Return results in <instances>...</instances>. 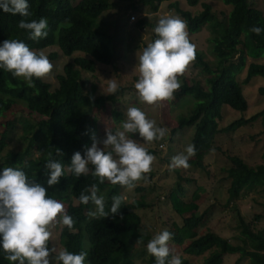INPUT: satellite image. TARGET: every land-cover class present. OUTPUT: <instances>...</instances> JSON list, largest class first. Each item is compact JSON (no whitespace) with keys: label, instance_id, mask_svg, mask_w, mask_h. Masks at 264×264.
Instances as JSON below:
<instances>
[{"label":"trees","instance_id":"1","mask_svg":"<svg viewBox=\"0 0 264 264\" xmlns=\"http://www.w3.org/2000/svg\"><path fill=\"white\" fill-rule=\"evenodd\" d=\"M190 7L199 3L202 10L192 13L183 10L178 0H141L143 5H149L153 11L163 2H168L170 8L180 15L187 24L189 34L198 32L202 26L208 24L213 37L212 52L216 59L212 67L203 53L195 49V59L192 66L206 73V85L197 80H188L180 87L182 94L194 98L193 105L188 112L177 119L178 129L194 126L195 131L192 144L195 146V156L198 160L212 149L218 133H229L242 125L260 118L264 122V107L249 118L243 116L231 121L223 128H219L223 105L244 113L247 102L242 92V84L237 79L245 65L246 56L259 58L264 56V14L256 8L250 7L248 0H220L230 7L229 12L217 15L212 6L202 0H185ZM29 17L10 14L0 9V45L6 39L20 40L33 51L56 46L60 53L71 56L75 52L82 53L75 56L73 61L63 66V72L58 75V86L50 90V84L43 79L33 78L34 87H29L26 81L14 77L10 72L0 68V112L14 108L15 100L26 103L28 110L38 111L45 116L47 135L44 140L34 146V139L29 133L33 125L29 120L23 121L24 138L27 146L23 149L3 151L9 140L12 125L0 132V173L3 168L11 167L22 170L30 181L40 183L48 189V196L66 204V212L72 216L74 227L71 231L64 227L59 232L63 248L71 253H87L85 264H133L136 257L145 259L147 253L144 245L149 239L143 233L142 218L136 209L146 206L143 199L123 202L120 215L108 218H94L89 215L91 202L80 203L81 192L96 185L99 194L105 191V210L110 213L112 197L119 195L120 185H113L107 180L100 183L91 171L87 176L76 177L71 169V157L77 151L83 155L86 147L92 141L94 133L93 118L97 110H103L105 103L114 102L123 92L118 88L115 94L92 99L84 91L82 71L93 73L97 63L113 64V52L100 37L95 28L96 18L110 6L109 0H80L73 4L71 0H27ZM46 18L48 27L46 38L33 40L27 30L20 29L18 22L25 19L28 22ZM140 26L143 21L138 22ZM262 29L259 35L250 31L253 27ZM191 42V41H190ZM192 43V42H191ZM50 56L57 57V53ZM114 65V64H113ZM115 66V65H114ZM255 76L264 80V64L250 62L246 69L243 83ZM96 80V79H95ZM94 80V81H95ZM22 81L23 83H21ZM96 83V81H95ZM264 97V84L258 89ZM56 149L63 154H57ZM149 154L154 150L146 148ZM60 162L64 169L60 183L52 187L47 185V171L45 165L48 160ZM264 161V150L262 152ZM231 166L226 169L229 178L227 188L228 202L245 196L249 191L260 188L264 192V163L250 166L242 158L230 157ZM90 170L94 167L90 164ZM142 190V187H137ZM184 188L177 182L170 191L168 199L173 210L182 218V223L172 222L168 231L172 233L169 241L183 247V251L191 256H201L211 252L204 258L203 264H222L223 255L245 249L250 264H264V230L259 229L257 222L264 219V213L256 214L253 219L246 221L241 215L238 217L237 228L240 230L242 245L232 244L228 238L220 236L204 226L208 210L198 212L197 203L184 201ZM76 200L77 204H72ZM87 242V247L84 245ZM139 241V242H138ZM141 249H136V244ZM2 244V237H0ZM213 249L217 251L213 252ZM168 259H171V254ZM146 264H156L154 256L147 253ZM182 264H192L189 258H182ZM239 261L237 260L236 263ZM0 264H13L5 259V253L0 247Z\"/></svg>","mask_w":264,"mask_h":264},{"label":"rangeland","instance_id":"2","mask_svg":"<svg viewBox=\"0 0 264 264\" xmlns=\"http://www.w3.org/2000/svg\"><path fill=\"white\" fill-rule=\"evenodd\" d=\"M73 4L80 0H71ZM183 10H190L197 13L202 10L200 3L190 7L185 0H178ZM110 6L104 10L95 20V28L100 32L101 39L108 44L113 52V64L104 65L97 63L96 70L91 72L82 71L84 91L90 97H106L108 79L114 78L118 88L123 92L116 97L114 102H106L103 110H97L93 118L94 134L100 140L106 136V129L113 132L121 128L122 122L126 120V110L129 107H138L146 113L147 118L156 121V126L166 129V135L161 140L146 143L140 139L138 134H128L145 148L154 150L151 154L155 157L152 170L146 174V179L137 182L136 187L131 191L120 188L119 195L127 196L125 203L133 200L143 199L147 204L136 209V213L142 218L143 233L149 235L144 245L147 252V243L158 233L169 229L172 222L181 224L182 218L177 214L168 199V195L177 182L184 188L183 197L186 202H195L198 205V212L209 211L205 218V227L217 232L220 236L228 238L232 244L242 245L240 230L237 228L238 217L241 215L246 221L253 219L256 214L264 213V192L260 188L249 191L245 196L228 202L227 188L229 178L226 169L231 166L230 157L242 158L248 165L256 166L264 163L262 152L264 150V122L260 118L251 123L242 125L229 133H218L215 137L212 149L206 152L198 160L197 156L189 159L187 169L177 168L169 170L172 157L184 152L187 145L192 144L195 131L194 126L178 129L177 119L180 115L188 112L194 103L191 95L182 94L180 88L174 92L171 100L158 102L155 105L142 103L138 97L134 84L139 78L137 64V52L155 39H158L154 32L159 19L166 17H178L174 8L168 6V2L161 3L157 10L153 11L149 5H143L141 0H109ZM212 6L213 12L220 15L221 12H229L230 7L224 5L220 0H202ZM250 7L259 9L264 14V0H248ZM133 17V18H131ZM143 21L140 26L138 22ZM189 40L195 45V49L201 51L205 59L212 67H215L216 59L212 52L213 31L208 24L193 34H189ZM53 65L51 73L43 78V81L50 84V90L58 86V75L63 72V66L73 61L75 56L81 55L75 52L71 56L60 53L56 46L44 48ZM38 51V53L40 52ZM51 53H57V57H51ZM250 62L264 64V56L252 58L246 56V62L242 70L237 73V79L242 84V92L247 102V110L242 113L227 105L222 106L221 118L218 120L219 128L225 127L231 121L243 116L249 118L264 107V97L259 94V87L263 86L264 80L255 76L248 82H244L246 69ZM206 73L199 68L193 67L192 62L188 65L183 75L178 79L181 83L188 80H197L203 86L206 85ZM22 79V78H21ZM96 79V80H95ZM23 80V79H22ZM96 83H95V81ZM24 81V80H23ZM23 83L22 81H20ZM105 94H104V93ZM27 119L33 125L29 135L34 139V146L37 147L47 135L45 129L46 119L38 111L28 110L26 103L15 100L14 108L9 111L0 112V132L6 129L8 123L12 125L9 140L3 151L19 150L27 146V140L23 137V121ZM93 141L88 147H91ZM103 147V145H100ZM137 187H142L138 190ZM105 191L98 196H103L106 201ZM66 208V204L62 203ZM72 204H77L73 199ZM95 206L91 203L90 211ZM259 229L264 230V219L257 222ZM60 226L53 229V237L49 241V247L63 248L59 238ZM87 247V242L84 241ZM170 254L182 258H189L192 264H203V260L211 252L201 256H191L183 251V247L176 243L168 242ZM250 246L247 243L245 249L237 252H228L223 255L222 264H250L248 256L245 255ZM136 249H141L139 243ZM213 252L217 249H213ZM148 253V252H147ZM147 253L144 258H147ZM145 259L136 257L133 264H146ZM239 261L236 263V261ZM53 264L55 262L53 261ZM85 264V263H84Z\"/></svg>","mask_w":264,"mask_h":264},{"label":"clouds","instance_id":"3","mask_svg":"<svg viewBox=\"0 0 264 264\" xmlns=\"http://www.w3.org/2000/svg\"><path fill=\"white\" fill-rule=\"evenodd\" d=\"M0 9L22 17L31 15L27 0H0ZM18 27L27 30L33 40L48 35L46 18L31 22L21 19ZM250 31L259 35L262 29L254 26ZM154 32L158 39L137 52L134 68L139 73L134 87L140 101L148 105L171 100L174 92L181 87L178 77L195 59V45L190 42L187 24L182 19L161 18ZM0 68L16 78H22L29 87H34L33 78L47 77L53 65L43 51L37 53L23 41L6 39L0 45ZM117 91L116 80L108 79L107 93H103L112 95ZM128 134H138L141 140L151 143L163 139L166 129L156 126V121L147 118L140 108L129 107L120 129L115 132L106 129V136L102 140L93 133L91 147H86L83 155L79 151L73 154L70 164L72 173L78 178L87 176L91 171L100 183L107 180L128 191L134 189L137 182L146 179V174L151 172L155 157ZM56 152L63 154L59 149ZM195 154V146L187 145L184 152L172 157L169 170L187 169L190 157ZM90 164L94 170H90ZM45 168L48 187L59 184L64 174L62 164L50 159ZM47 192L48 189L40 183L30 181L24 171L3 168L0 173V247L5 259L13 264H53V261L55 264H84L87 256L85 252L75 254L65 248L58 250L49 247L53 229L59 225L61 229L67 227L71 231L74 220L67 214L64 205L49 197ZM97 192V186L92 185L80 194V203L87 205L91 202L95 206L89 215L94 218L120 215V219H124L120 209L127 196H113L109 213L105 210L104 197L98 196ZM171 237L172 233L164 230L147 243V252L155 257L156 264H182L179 256L168 259Z\"/></svg>","mask_w":264,"mask_h":264},{"label":"built area","instance_id":"4","mask_svg":"<svg viewBox=\"0 0 264 264\" xmlns=\"http://www.w3.org/2000/svg\"><path fill=\"white\" fill-rule=\"evenodd\" d=\"M131 18H133V17H131Z\"/></svg>","mask_w":264,"mask_h":264}]
</instances>
